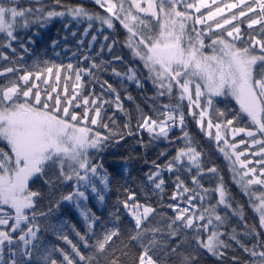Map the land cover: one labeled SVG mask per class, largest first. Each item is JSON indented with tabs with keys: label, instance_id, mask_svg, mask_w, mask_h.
I'll list each match as a JSON object with an SVG mask.
<instances>
[{
	"label": "snow or ice",
	"instance_id": "6c2138e0",
	"mask_svg": "<svg viewBox=\"0 0 264 264\" xmlns=\"http://www.w3.org/2000/svg\"><path fill=\"white\" fill-rule=\"evenodd\" d=\"M35 2L40 4V0ZM94 3L102 13L90 12L82 5H64L62 0H53L50 8L21 7L19 0H0V142L4 143L0 148V264H199L203 254L223 261L232 242L246 253L245 264H264V232L246 221L243 234L229 231L230 215L244 220L242 206H233L222 177L214 188L203 185L204 177H215L218 169L204 167L203 153L186 130L188 116L209 138L214 137L231 163L233 182L249 197L258 214L259 229L264 230V0ZM55 17L86 23L84 36L96 24L100 33L105 26L115 31L117 24L124 30L123 44L141 67H129L123 76L137 88H143L147 80L155 89L154 96L148 98L152 101L150 113L136 106L134 129L119 93L107 81L101 88L116 93V108L128 117L123 125L126 132L103 122L102 110L110 101L79 91L83 76L94 78L93 69L100 70L102 65L74 68L71 63L43 61L44 67L34 63L33 71L20 63L29 52L28 45L35 41L32 37L25 41L19 33L33 25L43 28ZM243 25L246 28L242 29ZM103 39L107 42L109 36ZM96 40L93 34L89 47ZM77 43L83 45L84 41ZM118 43L113 39L102 44L101 50L107 47L111 53ZM58 44L52 41L53 48ZM62 71L66 75L60 91ZM113 72L121 76L115 69ZM73 74L76 83L69 94L67 82ZM53 76L55 82L50 83ZM40 83L47 87L41 89ZM165 97L168 103L159 102ZM217 98L235 101L238 109L232 118L216 107ZM126 99L134 98L128 95ZM108 119L115 125L113 117ZM236 121L246 123L237 126ZM177 127L182 146L163 165L153 161L154 170L145 174L147 184L161 194L160 206L141 203L135 192L125 189L127 196L118 203L132 221L131 231L125 236L115 223L112 227L103 224L87 201L91 195L103 205L110 175L93 153L99 155L113 141L132 135L144 146L141 134L145 132L150 142L163 139L172 143L170 132ZM99 128L107 131L102 134ZM237 137L241 138L237 141ZM164 172L175 174L173 203L167 204L171 215L161 210ZM182 173L190 177L191 186L181 178ZM34 178H44L49 185L71 183L72 190L50 201L47 210L38 211L41 193L31 187ZM63 202L73 204L83 219L86 229L76 235L92 255L85 256L78 245L60 235L63 223L50 222ZM113 215L118 222L119 209ZM49 230L71 245V254L44 244L41 233ZM242 235L249 239L242 243ZM133 247L137 249L134 254ZM53 252L60 253L62 260L53 258ZM232 260L239 264L237 257Z\"/></svg>",
	"mask_w": 264,
	"mask_h": 264
},
{
	"label": "trees",
	"instance_id": "16d2710c",
	"mask_svg": "<svg viewBox=\"0 0 264 264\" xmlns=\"http://www.w3.org/2000/svg\"><path fill=\"white\" fill-rule=\"evenodd\" d=\"M34 1L35 0H31V2L27 3L21 2L20 6L28 7V4L33 8L40 6L50 8L54 6L53 0H40V4ZM224 2H231V0H224ZM62 3L70 6L82 5L90 12H103V10L99 9L94 3V0H62ZM66 24L69 25L68 28L65 27ZM86 26V23H77L72 20L71 17H55L43 28L33 25L30 29L21 31L19 35L25 39V41L27 37H32L35 42L28 45L29 52L24 53V60L20 61V63L28 66L33 71L36 69L32 68V65L36 63L42 68L44 67L43 61L65 66L71 63L74 68H85L91 63L102 65L100 70L93 69L94 78L83 76L82 88L79 89V91H81L82 95H89L92 93L95 96H102L104 101H110L111 103L104 104L102 110L103 122L109 123L110 127H114L118 131L123 130L126 132L127 130L123 129V125L128 117L116 108V93L109 92L106 87L103 89L101 88V83L107 81L119 93L120 101L124 109H126L131 116V126L134 129L138 118L136 106L139 105L145 113H150L152 101L148 98L154 96L155 89L147 80L144 81L143 88H137L134 82L128 81L126 77L123 76V73L126 72L129 67L141 66L138 61L134 62L132 60L130 50L124 46L123 41L125 32L119 24H117L115 31L107 29L105 26L102 33L98 32L100 26L96 24L90 30L89 34L84 36L83 31ZM197 27H199V25H197ZM244 28H246V25L242 26V29ZM73 31L76 32L75 37L72 36ZM93 34L97 35V40L92 42L91 47H89V42H91ZM105 35L109 36L107 42L103 39ZM80 39H83V45L77 43ZM113 39L118 40L119 43L114 47L111 53H109L107 47L101 50L102 44L111 43ZM54 40L59 42L58 46L55 48L52 46V41ZM57 53H59V55H57ZM84 56H88L89 59L85 60ZM115 56H121L123 59L115 60ZM16 59H19V48ZM0 64H2V62H0ZM113 69H115L116 72H120L121 76H116ZM65 75L66 73L62 71L58 86V90L60 91L63 90L65 85ZM54 82L55 78L53 76L50 83ZM67 83L69 94H71L73 91V84L76 83L74 74ZM40 87L44 89L47 85L40 83ZM128 95H131L134 99L131 101L126 99ZM159 102L168 103L169 101L165 97ZM172 102L174 103L175 101ZM216 107L225 110L227 112L226 118L229 119L232 118L233 112L238 109V105L235 104L234 100L225 101L224 99H217ZM77 111H80V109ZM109 117L114 118L115 125L109 121ZM213 118L216 120L215 116ZM235 123L237 126H244L246 121H236ZM186 125V130L189 132L198 150L203 153L202 159L204 167L208 168L215 166L218 169V173L215 177H209L207 175L204 177L202 180L203 185L206 188H214L219 182L218 177H222L223 183L231 195L233 206H242L244 220L242 221L238 216H231L229 214V231L235 229L237 233L243 234L246 221L248 226L255 225L258 231L264 232V230L259 229L258 214H256L250 206L249 197L244 194L242 188L240 189L233 184L232 172L230 170L231 163L225 158L224 154L219 151L214 137L209 138L205 132H202L197 126L196 121L191 117L186 116ZM99 131L103 134L107 130L99 128ZM181 135V130L175 128L170 133V138L173 140L172 143L166 142L163 139L150 142V137L145 132L141 134L144 146L140 144L137 135H132L126 136L125 139L120 140L118 143L113 141L99 155L93 153L96 159L103 163L104 169H106L110 175V190L105 193L106 199L103 205L91 195L87 201V206L91 211L97 216H101L103 224L112 227L113 223H115L125 236L131 231L132 221L130 217L126 215V211L123 209L122 204L118 203V201H123L126 198L127 193L124 191L125 189H128L129 192H135L137 199L141 203L147 202L157 207L160 206L161 194L159 192H154L151 186L147 184L145 174L154 170L153 161L163 165L168 158L175 155L176 148L182 146L183 143L182 140L178 139ZM240 138L241 137H237V141ZM3 147L4 144L0 142V148ZM161 152H165L166 156H160ZM163 178L165 180L164 192L162 193L164 207L161 210L171 215L170 210L167 208V204L173 203V201L170 200V196L174 191L175 174L164 172ZM181 178L191 186L189 176L182 173ZM30 184L33 190L41 193V196L38 198V211L47 210L50 201L55 202L59 200L62 194H67L72 190L71 183H56L54 185H49L44 183V178H34ZM254 188L258 189L259 186H254ZM117 209H119L120 217L118 222L114 221L113 215L116 213ZM224 211L225 210L221 209V214H223ZM59 221H62L64 224L60 235H66L73 244L78 245L85 256L92 255L90 249L83 248L79 236L76 235L77 231L83 234L86 225L73 205L68 202H63L61 207L50 217V222L53 224H59L57 223ZM99 227L100 225L97 226V230ZM60 235L51 230L41 233L42 240L49 249L58 247L71 254V245L61 239ZM248 239L249 237L246 235L241 236L242 243L246 242ZM136 251L137 249L134 247L131 249L133 254ZM5 256H7V252H5ZM233 256L238 258L239 264H245L247 260L246 253H244L235 242H232L231 247L227 251L226 258L223 261H217L215 257L203 254L201 255L199 264H233ZM52 257L58 261L62 260V256L58 252H53Z\"/></svg>",
	"mask_w": 264,
	"mask_h": 264
},
{
	"label": "rangeland",
	"instance_id": "374dc122",
	"mask_svg": "<svg viewBox=\"0 0 264 264\" xmlns=\"http://www.w3.org/2000/svg\"><path fill=\"white\" fill-rule=\"evenodd\" d=\"M23 2H26V3H27V2H31V0H23ZM28 7H32V6H30V5L28 4ZM199 27H200V26H199ZM217 99H223V98H217ZM176 129H179V128L177 127ZM172 131H173V130H172ZM172 131H171V132H172ZM171 132H170V133H171ZM1 143H3V142H1ZM230 169H231V166H230ZM231 172H232V171H231ZM232 181H233V179H232ZM233 184H235L237 187H239L236 183L233 182ZM239 188L241 189V187H239ZM242 190H243V189H242ZM243 192H244V191H243ZM215 201H216V195H215V193H213V194H212V202L215 203ZM70 204H71V203H70ZM71 205H73V204H71ZM73 206H74V205H73ZM74 208H75V206H74ZM75 209H76V208H75ZM76 210H77V209H76ZM77 211H78V210H77ZM57 223L60 224V223H63V222H62V221H61V222L59 221V222H57ZM59 224H58V225H59Z\"/></svg>",
	"mask_w": 264,
	"mask_h": 264
},
{
	"label": "bare ground",
	"instance_id": "6f19581e",
	"mask_svg": "<svg viewBox=\"0 0 264 264\" xmlns=\"http://www.w3.org/2000/svg\"><path fill=\"white\" fill-rule=\"evenodd\" d=\"M23 2V0H19V3ZM35 2V1H34ZM4 144V143H3Z\"/></svg>",
	"mask_w": 264,
	"mask_h": 264
}]
</instances>
